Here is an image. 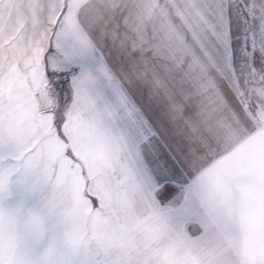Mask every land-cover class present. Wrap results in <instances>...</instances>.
<instances>
[{
    "label": "snow or ice",
    "instance_id": "obj_1",
    "mask_svg": "<svg viewBox=\"0 0 264 264\" xmlns=\"http://www.w3.org/2000/svg\"><path fill=\"white\" fill-rule=\"evenodd\" d=\"M0 264H264V0H0Z\"/></svg>",
    "mask_w": 264,
    "mask_h": 264
}]
</instances>
